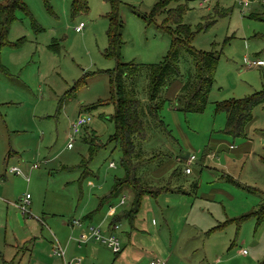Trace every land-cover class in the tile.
I'll return each instance as SVG.
<instances>
[{
	"label": "rangeland",
	"instance_id": "rangeland-1",
	"mask_svg": "<svg viewBox=\"0 0 264 264\" xmlns=\"http://www.w3.org/2000/svg\"><path fill=\"white\" fill-rule=\"evenodd\" d=\"M241 1L245 0L187 3L183 23L193 35L190 44L219 57L209 101L201 113L177 107L176 94L196 73L195 58L180 44L177 78L162 88L161 116L167 127L146 117L144 136L134 141L137 177L156 192L145 194L135 219L123 218L117 229L121 243L125 241L124 252H130L123 232L125 227L132 231L131 223L165 238L173 262L206 238L210 227L221 226L206 245L193 250L194 264H264V219L259 220L264 207V103L253 109L247 138L227 134V115L216 110L219 102L264 91V65L253 64L264 61V1H251L250 6ZM24 2L28 11L16 12L10 44L0 53V182L11 183L10 199L20 202L27 191L32 198L25 215L12 211L10 204L7 213L5 202L1 206L0 264L10 262L8 255L18 249L17 260L10 264H29L34 246L39 245L17 242L14 234L20 238L28 230L32 241L44 237L48 243L56 226L66 235L72 220H84L98 207L103 209L95 214V224L109 205L118 206V213L131 209V189L110 195L115 178L125 172L122 149L112 139L116 93L106 71L114 70L118 60L137 65L126 80L127 91L150 103L153 66L165 60L173 42L165 29L167 10L178 6L175 2L165 6V0H119L121 44L115 51L108 36L110 17L115 15L111 0ZM158 6L161 9L154 15ZM81 22L85 26L76 32ZM82 116L91 122L73 135L69 148L70 124ZM193 153L197 159L187 174L185 160ZM34 164L38 169L30 170ZM12 166L28 174L29 184L9 172ZM7 169L6 180L2 174ZM123 197L126 202L120 205ZM18 211L27 221L24 228ZM141 234L132 233L133 250L158 255L157 246L149 251L140 248ZM8 244L22 249L12 251Z\"/></svg>",
	"mask_w": 264,
	"mask_h": 264
},
{
	"label": "trees",
	"instance_id": "trees-1",
	"mask_svg": "<svg viewBox=\"0 0 264 264\" xmlns=\"http://www.w3.org/2000/svg\"><path fill=\"white\" fill-rule=\"evenodd\" d=\"M111 1L115 15L110 17L111 25L108 36L110 47L116 51L121 44V34L118 31L119 21L117 20L118 15L116 12V5L119 0ZM189 1L191 0H165V6L170 2H175L178 5L176 8L167 10L168 15L164 22L165 29L170 31L173 36V42L165 60L153 66L149 90L150 103L144 104L127 91L126 80L132 74L131 72L135 73L138 70L137 65L122 63L118 60L114 70L106 71L113 80L116 93V99L114 100L116 111L113 116L116 132L112 139L122 149L123 158L121 165L125 172L123 177L115 178L111 195L117 194L125 188L131 189L133 193L131 209L125 210L122 216H117L118 220L126 218L129 221H133L140 210L143 196L147 193L156 192L153 190L155 189L154 187L142 184L137 177L136 146L134 141L144 136V119L146 117L152 119L161 128L167 127L161 116V110L164 105L162 88L167 82L177 78L175 76L178 74V68L175 66V62L177 61V48L180 44H184L186 50L195 58L196 73L190 81L182 85L180 92L176 96L177 107L185 113H201L209 101L208 98L219 57L213 52L197 51L190 44L193 35L188 25L183 23L184 14L189 10L187 4ZM76 3H78V0H76ZM160 9L161 7L158 6L154 15ZM18 10L28 11L24 0H5V2L0 3V53L4 45L10 44L8 35ZM262 103H264V91L255 92L245 98L219 102L216 110L224 111L227 115L225 132L233 137L247 138L248 130L253 120V109ZM99 147V145L92 147L91 153L92 150L95 152ZM83 165L82 168L84 169L86 164L83 163ZM84 171V174H87L89 172L88 167ZM156 190L159 191V189ZM260 213L262 215L259 216V220L264 219V207H262ZM220 227L217 226L216 228ZM216 228H213V231Z\"/></svg>",
	"mask_w": 264,
	"mask_h": 264
},
{
	"label": "crops",
	"instance_id": "crops-1",
	"mask_svg": "<svg viewBox=\"0 0 264 264\" xmlns=\"http://www.w3.org/2000/svg\"><path fill=\"white\" fill-rule=\"evenodd\" d=\"M178 95V93L176 94V96ZM176 98V97H175ZM71 127V124H70ZM232 145L229 146L230 149H234L235 147L231 148ZM187 159V158H186ZM33 167V165H31ZM30 166V170L33 169H38V167L36 168H31ZM111 167V166H110ZM114 168V167H112ZM86 169V168H85ZM8 171L5 170L2 174V176L4 178H6V172ZM83 174V173H82ZM28 175V174H27ZM23 177V176H21ZM25 178V177H23ZM7 180V178H6ZM26 180V178H25ZM27 181V180H26ZM28 184L30 181H27ZM80 185V183H79ZM152 187V186H151ZM26 190L29 188L28 185H25ZM187 190L184 191H176V192H181L186 194ZM29 193L28 191L26 192V194ZM11 194V183L8 184H4L2 185L0 182V209L1 206H4V204H8L7 205V213L9 211V204L12 206V211H17L19 209L18 205L19 203H21L23 197L26 195H23L20 197L21 201H16L14 199H10L9 195ZM111 195V193H110ZM202 197H206V195H202ZM32 198V197H31ZM124 198V197H123ZM9 199V200H8ZM5 202V203H4ZM19 202V203H18ZM126 202V200H125ZM124 202V204H125ZM121 203V201L119 202V204ZM31 204V203H30ZM112 207V209H110ZM117 207L118 206H113V205H109V208H106V210H104V215L102 217V219L100 221H98V224H95V217H96V213L99 212V209H103L102 207H98L97 209H95L94 211H90L88 212L87 216L84 217V220L82 219V224L81 226H73L70 223V227L67 234L65 235L64 233H60L59 231H61L59 229V227L56 226V224H54V226H56L57 232L56 234H54L53 236L50 237V241L47 243V240H43L44 237H39L37 239V237H35V240L32 241L33 238L32 235H30V232H25L24 236H20V238H18L19 234H14L15 235V240L21 241L24 244H27V242L31 241L32 245L33 242L36 244H39L38 247L35 248L34 246V250H32V254H31V260L29 264H150L151 261L156 260L158 261V264H190L189 262H192L193 264L195 263V259L192 258L193 255V250L194 249H200L201 246L206 245L207 241L211 240V237L213 236V233H216L217 231L221 230L220 228H216L215 227H210L209 230H207L205 232V237L204 239L200 238L199 243H197V245L194 248V246H192V249L190 250V247L188 248V251L183 253L181 257L177 258L176 261L173 262V256L174 253L171 252L170 248H167V240L165 238H163L160 234H158L157 232L152 235V234H148L145 233L144 231H142L139 228H135V225L131 223V225H133L132 227V233L135 231H141L142 234L139 235L138 238V243L140 245V248H145L148 247V251L151 250V248L153 246H157L158 249V255H149L147 253H136L135 250H133L132 246L134 245L132 243V241L134 240V237L132 238V233L131 232H127V227L124 228V232H123V237H127L129 240V244H130V252H124L125 249V241L122 242L123 243V247H122V243L120 240V237H122V235H118L116 234V231L118 228L122 227V220H118L117 216H122L123 213L125 212H121L118 213L117 212ZM204 210V209H202ZM16 212L20 215L21 219V226L24 228L25 225H27V221H23L22 220V216H21V212ZM110 221H108V219H110ZM80 219V218H78ZM73 221V220H72ZM71 221V222H72ZM25 224V225H24ZM98 225L100 227V231L104 236H110V235H114L116 236L120 243H121V252L118 254H114L113 251L112 253L110 252L109 249H111L106 243H103L101 241H98L94 238H90L85 242H81L80 241V237L81 235H89L90 234V229L91 227ZM193 226H198L197 224H193ZM2 225L0 224V232H1V228ZM33 227L34 229V224H29L28 228ZM199 227V226H198ZM197 228V227H196ZM213 228H216L215 231H213ZM183 229L185 230V227H183ZM131 233V234H130ZM183 235V233L180 234V238ZM176 236V235H175ZM22 237V238H21ZM198 239V238H197ZM174 245L177 242V237L174 238ZM6 241V240H5ZM55 241H59V243L65 248L66 251V255H65V259L57 257L55 255H53L52 252V248H53V244L55 243ZM7 244V242H6ZM10 246V250H14V248L16 247L15 244H8ZM213 245V243H212ZM136 247V246H135ZM16 248H21V247H16ZM22 249V248H21ZM36 249H38V254L35 253ZM16 250V249H15ZM21 251V250H17L16 252H11L8 257H7V261L13 260L16 261L17 260V253ZM47 252V254H46ZM144 252V251H143ZM212 252V247H211V251ZM24 254V253H23ZM205 257L208 258L207 252L205 251ZM212 255V253L210 254ZM184 257V259H183ZM213 258L211 257V260ZM5 261V262H7ZM213 261V260H212ZM10 262H7V264H10ZM212 264H217L215 263V261Z\"/></svg>",
	"mask_w": 264,
	"mask_h": 264
},
{
	"label": "built area",
	"instance_id": "built-area-1",
	"mask_svg": "<svg viewBox=\"0 0 264 264\" xmlns=\"http://www.w3.org/2000/svg\"><path fill=\"white\" fill-rule=\"evenodd\" d=\"M251 1H255L257 3L263 2L264 0H245V1H241V3L244 6H250V2ZM203 2H208V0H203ZM85 24L83 22H81L77 27H76V32H81L82 29L84 28ZM253 64H257V65H264V61L263 60H259L256 62H253ZM91 122V118L89 116H82V117H78L76 120H74L71 123V142L68 144V147H72V142H73V135H77L81 132V130L85 127L88 126V124ZM234 146L232 145L231 148H233ZM196 155L193 153L191 155H189V157L185 160V164H186V168H185V172L191 173L192 169H191V165L192 163L196 160ZM111 167H114V163H110ZM38 167V165L34 164L32 168H36ZM9 172L13 173L15 175H21L23 177L26 178L27 181L30 180V177L28 175H25L24 171H22L21 168L17 167V166H12L9 168ZM31 201V195L29 193H27L21 203H19L18 207L20 209V211L23 213V215H25L26 213H28V206L30 205ZM125 202V198H122L120 205H123ZM112 209V207L110 208ZM82 221L80 219H74L71 222V225L73 226H81ZM90 234L89 235H81L80 237V241L81 242H85L90 238H94L98 241H101L103 243H106L111 250L113 251L114 254H118L121 252V243L119 241V239L114 236V235H110V236H104L101 231H100V227L99 226H93L90 229ZM52 252L53 255L63 258L65 259V255H66V251L65 248L59 243V241H55V243L53 244V248H52ZM150 264H158V261L153 260L150 262Z\"/></svg>",
	"mask_w": 264,
	"mask_h": 264
}]
</instances>
